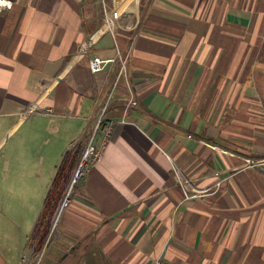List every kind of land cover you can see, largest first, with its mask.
<instances>
[{"label": "crops", "instance_id": "1", "mask_svg": "<svg viewBox=\"0 0 264 264\" xmlns=\"http://www.w3.org/2000/svg\"><path fill=\"white\" fill-rule=\"evenodd\" d=\"M9 1L0 264H264V0ZM103 138L46 224L50 181ZM173 166L211 192L185 199Z\"/></svg>", "mask_w": 264, "mask_h": 264}, {"label": "built area", "instance_id": "2", "mask_svg": "<svg viewBox=\"0 0 264 264\" xmlns=\"http://www.w3.org/2000/svg\"><path fill=\"white\" fill-rule=\"evenodd\" d=\"M11 2L9 0H2L0 2V8H7L10 7ZM118 16L117 11H112V12H107L104 15V22L107 25L108 28L112 26V21ZM113 61L112 58H100L97 56H93L89 59V68L92 72L99 71L103 69L104 67L107 66L108 63H111ZM126 60H122V66L125 65ZM129 103L135 104V101L133 99L129 100ZM111 125H108L105 130V136L108 134L110 131ZM105 138H103V141L98 145L94 146L91 144V141L86 144L84 149L82 150L79 159L75 165V168L73 169L72 172V177H71V185H70V190L67 191L66 196L64 198L62 207L66 205L67 203V196L71 189L73 188L75 182L77 180L83 179L86 175V172L92 166V164L99 158L103 143H104ZM247 166H254L260 162V160H250L246 159L245 160ZM173 177L175 182L177 183L178 186L181 187L184 198L185 199H191V198H196L200 196H204L206 194H209L211 192V188L205 187V188H199L194 186L191 178L187 177L178 167L173 166ZM218 184L214 186L215 190L217 188ZM213 191V189H212ZM154 264H162L160 258H157L154 260Z\"/></svg>", "mask_w": 264, "mask_h": 264}, {"label": "rangeland", "instance_id": "3", "mask_svg": "<svg viewBox=\"0 0 264 264\" xmlns=\"http://www.w3.org/2000/svg\"><path fill=\"white\" fill-rule=\"evenodd\" d=\"M22 130H23V128H21L12 137H10V135H9V137H8L9 141L7 143V146H9L11 144H15V141L17 139V134L20 133ZM71 177H72V175L70 176V178L67 180V182L63 186H58V188H57L58 190H57V193H56L55 196H53L52 194L50 195L51 188H53V189L55 188V186H52L51 181H50V184L48 186V195H49L50 199L47 202L48 206H47V208L45 210L46 218H47L45 223L46 224L48 223V225H50V226L54 223L53 221H55L56 215L61 209V206L63 204V201H64V198L66 196L67 191L70 190ZM43 189H44V186H43ZM36 196L41 197V199H45L46 196H47V193L44 190L43 192L41 191V194H39V195H37L35 193V198H36ZM35 198L31 202V208L29 210H27V211H30L32 213L39 212L40 211L39 208H40L41 204L43 205L44 202H45L44 200L42 202L35 201Z\"/></svg>", "mask_w": 264, "mask_h": 264}, {"label": "water", "instance_id": "4", "mask_svg": "<svg viewBox=\"0 0 264 264\" xmlns=\"http://www.w3.org/2000/svg\"><path fill=\"white\" fill-rule=\"evenodd\" d=\"M66 254H67V252H64V254L58 258V261L57 262H59L61 259H63ZM57 262H55L54 264H56Z\"/></svg>", "mask_w": 264, "mask_h": 264}, {"label": "snow or ice", "instance_id": "5", "mask_svg": "<svg viewBox=\"0 0 264 264\" xmlns=\"http://www.w3.org/2000/svg\"><path fill=\"white\" fill-rule=\"evenodd\" d=\"M0 2H2V0H0Z\"/></svg>", "mask_w": 264, "mask_h": 264}]
</instances>
